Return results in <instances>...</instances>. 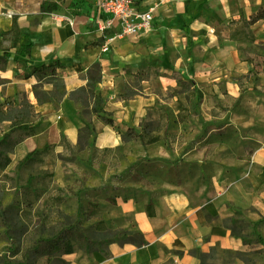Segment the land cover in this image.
I'll return each instance as SVG.
<instances>
[{
	"label": "crops",
	"instance_id": "1",
	"mask_svg": "<svg viewBox=\"0 0 264 264\" xmlns=\"http://www.w3.org/2000/svg\"><path fill=\"white\" fill-rule=\"evenodd\" d=\"M95 1L0 0V32L10 29L15 19L21 34L17 45L10 47L5 66L0 67V109L9 101L19 102L25 94L31 103L34 128V134L22 139L10 153L11 163L16 164L27 152L46 143L54 144V153L64 152L62 137L78 147L84 120H91L94 129L90 148L121 146L126 126L138 128L142 122L158 120L165 111L150 92V80L161 88L174 86L172 71L217 97L225 92L238 98L247 86H264V69L244 60L238 52L239 43L216 32L212 25L227 24L240 14L249 19L264 0H140L144 8L153 7V24L139 35L122 33L117 23L108 30L97 29L91 17ZM45 3L48 7L42 10ZM250 30L256 38L250 44H260L264 49V19L251 24ZM8 45L0 42V54L1 47ZM24 45H30L29 54L16 55ZM50 61L56 63L62 95L55 103H39L35 94L47 92L51 84L48 77H39L33 69ZM94 64H99L101 72L95 90L104 96L102 108L110 113L113 124L104 123L96 114L84 117L80 114L82 103L69 96L86 86L87 72ZM146 66H154L158 74L140 81L141 93L127 100L116 98L120 81ZM211 110L206 114L209 119L214 118ZM248 123L264 125V100L259 97ZM148 135L159 139L157 133ZM247 139L256 143L250 159L236 157L231 165H211L209 184L215 194L209 200L192 203L184 193L160 194L156 196L154 216L146 215L143 200L118 199L108 206V215L118 225L114 232H124L132 221L147 243L137 247L112 242L111 257L98 256L80 264H197L191 252L196 247L204 251L214 248L219 255L220 250L242 247V237L233 232L232 223L244 222L246 208L264 214V139ZM95 162L99 172L106 173L112 154L99 151ZM172 249L180 253L172 254L168 251ZM219 259L216 255L214 263Z\"/></svg>",
	"mask_w": 264,
	"mask_h": 264
},
{
	"label": "rangeland",
	"instance_id": "2",
	"mask_svg": "<svg viewBox=\"0 0 264 264\" xmlns=\"http://www.w3.org/2000/svg\"><path fill=\"white\" fill-rule=\"evenodd\" d=\"M212 25L221 35H229L232 30L240 27L238 18L227 24ZM239 47L243 50L242 55L250 52L261 55L264 51L260 44L251 45L250 42ZM250 56L254 62L255 56ZM48 82L51 87L47 92H51L52 97L58 100L62 95L60 78L48 77ZM120 87V91L124 87L136 90L141 88V82H135L133 72H130L120 81ZM175 88L176 84L161 88L150 80V92L165 111L171 110L175 100L171 91ZM25 97L27 98L22 94L20 101H24ZM257 97L264 100V86H254L251 89L247 86L238 98L223 100L224 96L220 95L217 98L223 100V103L219 102V106L228 108L223 111L215 106L216 97L205 94L197 103L195 112L190 113L186 123L179 126V133L184 136L179 138V142H175L170 153L156 145L157 140L153 135H148L136 142L130 141L119 150L113 148L111 153L115 161L110 163L108 171L103 174L96 168L95 157L98 151L95 152V157H92L93 148L79 146L55 157L54 166L44 165L33 170L21 168L15 171V163H11L5 170H0V264L27 261L30 264H80L98 256L103 257L96 252L88 255L84 250L77 248L68 255L62 254L60 247L52 248L49 252L46 249L47 243L54 241L62 228L76 220L80 222L77 230L84 232V227L90 222L84 220V206L87 200H95L100 206L106 207V197L114 193L135 199L154 200L160 194L179 192L187 195L192 203L206 198V185L208 190L212 189L209 184L211 165H231L234 158L246 156L256 146L254 141L247 139L249 136L264 139V125L254 127L248 123L254 112ZM210 108H214L221 117L215 119L211 125L206 123L212 120L206 115ZM225 114L227 116L223 119ZM228 123L232 124V127L228 126ZM218 127L220 131L216 130ZM6 131L7 124L0 123V137ZM219 132L223 133L222 142H219ZM15 136L17 134L13 135ZM206 152L209 154L207 161L203 163ZM165 159L177 160L168 163ZM204 167V172H201L200 169ZM43 169H51L54 172L50 187L44 190L40 185ZM3 173L8 177H4ZM28 175L33 176L31 185L28 184ZM262 186L264 188V183ZM246 187L250 189L249 185ZM84 190L88 192L84 193ZM48 196L61 197L63 201L52 208L47 201ZM244 214L246 215L243 217V223L231 225L233 232L242 237L243 246L220 250V255L216 254L214 248L204 251L196 247L191 252L197 258V264H264V214L261 215L255 208H246ZM131 224L135 223L129 222L128 227ZM117 227L115 223L112 234H119L114 232ZM241 230L245 233H241ZM30 247H37L40 252L28 253ZM168 251L172 254L180 253L176 249ZM200 253H207V257H200ZM216 255L221 259V263L220 259L214 263Z\"/></svg>",
	"mask_w": 264,
	"mask_h": 264
},
{
	"label": "trees",
	"instance_id": "3",
	"mask_svg": "<svg viewBox=\"0 0 264 264\" xmlns=\"http://www.w3.org/2000/svg\"><path fill=\"white\" fill-rule=\"evenodd\" d=\"M48 4L45 3L42 6V10L47 9ZM264 19V5L257 7L253 12L249 19H245L241 14L238 18V22L240 24L239 28L232 30L229 33V37L232 40H235L239 43V45H244L246 42L253 43L256 38L250 30V25L256 22L257 20ZM235 19H232L233 22ZM1 40L0 42H8L10 45L1 47L0 54V67H4L9 56H10V47L16 46L17 42L21 38L20 30L16 24L15 19L12 21V26L10 29L0 32ZM240 47L238 46V50ZM264 50V49H263ZM243 50H239L241 53ZM30 45L20 46L15 52V54H29ZM248 52V50H247ZM245 55V56H244ZM243 59L252 61L254 59V66L259 65L257 69H264V51L263 54H244ZM33 72L36 73L39 77H57L58 73L56 71V63L54 61H50L47 64H41L35 66ZM158 74V69L154 66H146L139 68L135 72H133L134 81L137 80H149L151 77ZM171 77L176 81V88L171 91V95L174 97V103L171 106L170 111H164L160 118L156 121H146L140 123L138 128L126 126L122 132V145L116 147V150L122 148V146L126 145L130 141L136 142L138 140L143 139L149 133H157L159 135V139L156 142V145L162 147L167 153H170L174 149V144L177 138L184 136L179 133V126L183 123H186V119L189 118L190 113L195 112V107L198 102H200L203 98V95L209 94L217 98V94L209 92L207 88L199 87L192 79L183 80L180 74L175 71H172ZM87 81L86 86L81 87L75 91L70 92L69 96L82 103L83 108L80 112L84 117L89 114H96L99 119H101L106 124H113L114 120L111 118L110 113H106L102 104L104 102V96L95 90V85L101 79V72L99 64H94L87 72L86 75ZM138 84H135V86ZM141 88L138 87L136 90H129L127 87H124L122 91L117 92L116 98L120 100H127L132 98L134 95L140 94ZM36 100L39 103L45 101H51L55 103V99L52 97L51 92H43L35 94ZM232 98L228 94L224 92V99L227 100ZM223 100L217 98L215 102L216 107L219 106V102L223 103ZM223 111L228 108L220 107ZM212 120L211 122H206L207 124H213L216 117L218 115L214 108L211 110ZM227 114L224 115L223 119H225ZM0 123L7 124V131L3 132L0 137V169L5 170L7 166L11 163L10 153L14 150V147L17 143H19L22 139L32 136L34 134V128L32 124V112H31V103L25 97L24 101L15 102L9 101L6 104L5 110L0 109ZM219 124V122H218ZM228 126L232 127V124L228 123ZM220 127L216 128L217 131ZM230 133V132H229ZM14 134L17 136L13 137ZM218 138L219 142H222L223 133L219 132ZM94 137V129L91 120H84V125L79 129V140L78 146L80 148H89L92 145ZM231 137V134H229ZM60 145L63 146L64 152L68 149L75 148L72 146L66 138L62 137L60 141ZM54 144H45L40 149H32L27 152L23 158L18 160L14 165V169L19 170L21 168H25L27 170H33L40 166L51 165L54 166L55 157L60 156L62 153H54L53 151ZM105 151L111 153L112 149L106 148L102 150L94 149V153L92 157H95V152ZM209 152V150H208ZM208 152L204 159L203 163L207 161ZM253 150H250L246 156V159H250ZM112 154V162L115 161V157ZM139 160V159H138ZM174 161L164 160L168 163H173ZM197 163V162H194ZM211 169V167H210ZM205 167L201 168L200 171L204 172ZM233 173V172H232ZM4 177H8L6 173H3ZM54 176V172L51 169H43L41 170V188L47 189L50 187L52 178ZM211 176V170H210ZM28 184H32L33 176L28 175ZM103 189L105 185H102ZM113 188V187H111ZM63 190L59 188V190ZM97 191V189H96ZM88 192V190H84V193ZM205 192H208L206 196V200L211 199L214 196L215 191L213 189L208 190V185H206ZM121 199L126 201L128 199H132L134 201L143 200L145 213L147 216H154L155 214V205L156 199H135L131 196H126L120 193H114L106 197L108 201V206L114 205L117 203V200ZM48 202H50L51 207L54 208L56 205L63 201L61 197L48 196ZM100 206L95 200L93 201H85L84 206V220L90 221L87 226L84 227V232L77 230V225L80 223L79 220H76L73 223L68 224L64 228H62L54 238V241L47 243V251L49 252L52 248L60 247L61 253L68 255L74 252V250L80 249L84 250L86 254L98 253L105 258H109L112 256V253L109 249V244L112 242H117L119 244L129 243L134 246H142L147 243L144 238L143 233L136 227L135 224H131L124 232L119 234H112V231L115 228L114 220L109 217L107 213V207ZM76 241V242H73ZM32 252H40L37 250V247L29 249L28 253ZM207 253H200V257H207ZM15 264H30L27 262H17ZM202 264V263H200Z\"/></svg>",
	"mask_w": 264,
	"mask_h": 264
},
{
	"label": "built area",
	"instance_id": "4",
	"mask_svg": "<svg viewBox=\"0 0 264 264\" xmlns=\"http://www.w3.org/2000/svg\"><path fill=\"white\" fill-rule=\"evenodd\" d=\"M152 10L144 8L140 0H96L91 17L101 31L117 23L122 33L139 35L152 26Z\"/></svg>",
	"mask_w": 264,
	"mask_h": 264
}]
</instances>
